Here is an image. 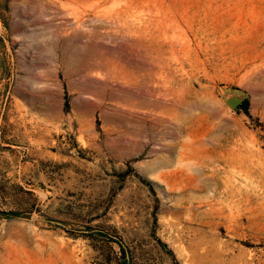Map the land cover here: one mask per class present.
Instances as JSON below:
<instances>
[{"label": "rangeland", "instance_id": "obj_1", "mask_svg": "<svg viewBox=\"0 0 264 264\" xmlns=\"http://www.w3.org/2000/svg\"><path fill=\"white\" fill-rule=\"evenodd\" d=\"M0 209V264H109L82 223L130 264H264V0H0Z\"/></svg>", "mask_w": 264, "mask_h": 264}, {"label": "trees", "instance_id": "obj_2", "mask_svg": "<svg viewBox=\"0 0 264 264\" xmlns=\"http://www.w3.org/2000/svg\"><path fill=\"white\" fill-rule=\"evenodd\" d=\"M69 105V96L66 92L64 86L62 85V93H61V109L66 111ZM234 112H242L246 118L250 117V114L246 108V100L245 98L240 101L235 108L232 110ZM95 129L98 131V125L95 120ZM134 160L133 157L127 158L124 160V167L118 171H114L119 178L124 176L126 173L131 172L137 175V172L131 165V162ZM113 190V189H112ZM29 209H0V216L3 217H11V216H20V217H28ZM46 221H50L47 217H42ZM67 233L70 235H80L87 239V242L95 249L101 251L103 254L104 260L107 261L109 264H112L110 253L107 250L111 242H114L117 246L118 253L114 255L116 258L115 261L117 264H130V262H126V257H129L130 254L122 247V244L118 238L113 236V234L108 231L103 226H91L88 223H82L81 227H73L67 226L66 228ZM244 243V242H243ZM251 245V243H246Z\"/></svg>", "mask_w": 264, "mask_h": 264}, {"label": "water", "instance_id": "obj_3", "mask_svg": "<svg viewBox=\"0 0 264 264\" xmlns=\"http://www.w3.org/2000/svg\"><path fill=\"white\" fill-rule=\"evenodd\" d=\"M216 91L222 100L223 106L228 111L233 110L246 95L243 89L231 85H217Z\"/></svg>", "mask_w": 264, "mask_h": 264}]
</instances>
